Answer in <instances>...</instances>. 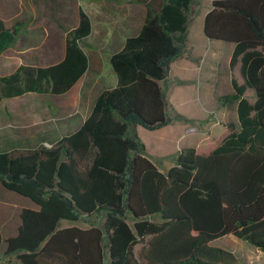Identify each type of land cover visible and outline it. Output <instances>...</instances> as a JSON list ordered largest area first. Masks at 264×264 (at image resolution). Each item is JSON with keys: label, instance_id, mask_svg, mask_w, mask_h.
Returning <instances> with one entry per match:
<instances>
[{"label": "trees", "instance_id": "obj_1", "mask_svg": "<svg viewBox=\"0 0 264 264\" xmlns=\"http://www.w3.org/2000/svg\"><path fill=\"white\" fill-rule=\"evenodd\" d=\"M192 1L143 0L139 33L109 59L115 87L98 94L78 130L50 148L0 153V185L37 207L21 210L17 234L5 240L4 255L15 263L241 264L213 245L227 235L264 252V0H212L203 18L207 39L234 46L233 93L217 99L236 103L237 124L214 123L198 149L180 151L165 173L146 157L135 131L171 122L161 83L186 53ZM25 21L0 19V54ZM91 31L79 7L62 58L0 76V103L66 94L88 69L80 44ZM83 215L103 216L102 226L58 228Z\"/></svg>", "mask_w": 264, "mask_h": 264}, {"label": "rangeland", "instance_id": "obj_2", "mask_svg": "<svg viewBox=\"0 0 264 264\" xmlns=\"http://www.w3.org/2000/svg\"><path fill=\"white\" fill-rule=\"evenodd\" d=\"M136 1L137 3L139 2V0ZM125 3L128 4V0H0L1 20L8 21L17 16H23L26 18L25 24L21 27L16 42L0 54V76L11 73L16 67L22 64L48 65L59 61L64 52L65 34L77 25L79 7L89 13L95 29L100 31L102 25L101 22L104 20L102 15L103 8H105V12L108 14L107 23L111 24L114 29H116L115 27L117 26L119 27V25L120 27L123 26L120 16H117L119 12L115 11V9L118 8L119 5H126ZM101 4H103L102 7ZM210 4V0L192 1L187 14L189 19L187 38L190 42L202 40L204 36L202 32L203 15L210 9ZM122 8H124V6H122ZM85 42L89 43L91 41H84L80 44L83 49L88 50L89 55L93 54L92 52H99L100 54L97 72L96 70L90 71L93 74L91 75L92 82L88 85V89L90 90L91 96L90 102L93 103L95 95L104 90L115 87L116 79L109 62V58L111 54L114 53V50H109L107 47H103V44H100V48H86ZM90 67L93 68L92 63H90ZM218 72L225 73L223 62L222 65L219 66ZM233 73L238 77L237 68ZM227 74H230V71H228ZM171 84L172 81L169 79H167L166 82L161 83L166 96ZM84 89L86 90L87 86H84ZM62 96L29 94L16 99H4L0 104V153L12 149H32L38 146H44L43 144H21L12 139L14 136L12 137L9 133L12 134L18 132L21 127L19 121H13L14 114H18L23 108L27 107L34 111V114L30 113V116L35 115L34 117L37 119H45L44 113L47 112L48 114L46 115L49 116V118H52L54 112H56L54 105L59 102ZM169 96L178 109H182V103H184L185 98L182 96L180 90L172 88ZM194 99L196 110H198L199 113L203 114L208 111V108L210 107H208V105L210 104L204 103L203 100L198 97H194ZM220 106L222 105L220 104ZM235 109L236 103L227 104L224 106L223 110L217 112L215 117L212 114L213 123L231 122L237 124ZM83 112H86V110ZM167 114L171 117L173 115L168 109ZM34 117L33 119L36 120ZM199 124H202V126L204 125V123L200 121ZM140 128L142 131H139L138 138L146 146V157L154 162L158 169L164 173L176 164L177 152L194 148L197 139L201 137L200 130L198 129L199 126L195 127L196 133L192 132L185 137H183V135H185L184 127H181L180 125L168 126L167 128H174L177 131V135H174L171 142H168L167 154L162 153L163 150L159 149V143L156 140L157 134L155 132L148 131L142 127ZM192 128L194 127L191 126L188 131ZM211 145H213V143ZM44 147L50 148L51 145H45ZM206 149L207 150L202 151V153L206 154L209 146H207ZM165 154L167 155L165 156ZM15 205L27 208L34 207V204L30 200L9 192L0 185V206H7L6 208L10 207L11 210H7L10 211L9 214L12 215L15 211ZM14 216H16V214H14ZM88 218L89 217L83 215L77 222L61 220L58 223V228H62L64 225L101 227L103 224L104 219L101 215L90 217L93 221L91 224L86 223ZM3 222L4 224H0V234L2 238V242L0 243V264H8L10 257L3 255V250L5 248V240L12 237L14 234L12 230L13 221L10 218L4 219ZM230 239H232L231 236H226L214 242L213 245L231 251ZM241 242L242 245L247 246L248 244V246H251L246 241ZM137 248L138 247L135 249ZM236 257L241 264H245L246 256L242 255L240 252H236ZM257 263L259 262H256V264Z\"/></svg>", "mask_w": 264, "mask_h": 264}, {"label": "crops", "instance_id": "obj_3", "mask_svg": "<svg viewBox=\"0 0 264 264\" xmlns=\"http://www.w3.org/2000/svg\"><path fill=\"white\" fill-rule=\"evenodd\" d=\"M142 1L143 0H139L137 3L136 0H128V4L125 3L126 5H119L118 8L115 9V11L119 12L117 16H120V20L123 23L122 27L119 25V27H115L116 29H114L111 24L107 23L108 14L105 12V8L102 10L104 20L101 22L102 25L100 31L95 29L89 13L85 11L92 24L91 34L84 40L91 41L89 43L85 42L86 48H100V44H103V47H107L109 50H114V53H112L111 56L117 53L122 48L126 37L135 36L140 31L145 15V8ZM211 1L212 0H210V3ZM102 6L103 4H101V7ZM122 6H124V8H122ZM207 12L204 13L203 18ZM233 47L234 46L232 44L209 40L205 36H203L202 40L196 42H190L188 38L186 39V53L181 58L170 64L169 75L167 77V79L172 81L166 96L168 100V110L173 113V115L171 114L172 117L169 116L171 122L166 126L152 131L157 134L156 140L159 143V149L163 150L162 153L168 152V142H171L174 135H177V131L174 128H167L168 126L180 125L181 127H184L185 135H183V137L191 134L192 132L196 133L195 127L199 126L198 129L200 130L201 137L197 139L196 146L193 148L196 150L198 149L199 143L207 138L210 129L214 125L212 121V114L215 117L217 112L224 109V106H220L218 103L217 98L220 96L231 95L233 93L230 84L231 75L227 74L229 71V60ZM84 51L89 59L88 69L80 80L66 94L63 96L61 95L62 98L54 105L56 112H54L53 117L49 118V116L46 115L48 114L46 112L44 113L45 119H37L34 117L35 115L30 116V113L34 114L33 110L27 107L23 108V110H21L18 114H14L13 121H19L21 127L18 132H14L12 134L9 133L12 137L14 136L13 138L11 137L12 139L21 144H43L44 146H52L57 142V140L71 135L78 130L90 114L95 99L99 94L98 93L94 96L93 103L90 102L91 96L88 85L92 82L91 75L93 74L90 71L96 70L97 72L100 54L99 52H92L93 54L89 55L88 50L84 49ZM222 62L225 66V73L218 72V68L222 65ZM90 63H92L93 68L90 67ZM84 86H87L86 90L84 89ZM172 88L180 90L182 96L185 98L184 103H182V109L180 110L169 98ZM194 97L201 98L204 103L210 104L208 105V107H210L207 112L201 114L198 110H196ZM85 110L86 112H83ZM33 117L36 118V120H34ZM199 121L203 122L204 125L202 126V124H199ZM191 126L194 128L188 131ZM140 127L141 126H137L135 128L137 136H139V131H142ZM144 147L146 148L145 145ZM178 153L179 152L176 154L178 155ZM167 154H165V156ZM15 206L14 214H16V216H14V214H9L10 211L8 210H11L10 207L6 208L7 206H0V224H4V219L11 218L13 221L12 230L14 234L12 237L17 234V228L20 224L19 214L21 210L37 209L35 205L32 208L18 207V205ZM90 217L92 216H89L88 221L86 222L88 224L93 222ZM68 227L71 226L64 225L60 229ZM88 227L80 228L85 229ZM227 236L232 237V239H230V247L232 248L231 252L234 253L235 256L236 252H240L242 255L246 256L245 264H256V262H259L257 264H264V252L252 245H242L241 241L243 240L238 239L233 235ZM8 257H10L8 264H17L15 263V256L12 255Z\"/></svg>", "mask_w": 264, "mask_h": 264}]
</instances>
